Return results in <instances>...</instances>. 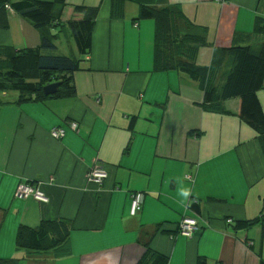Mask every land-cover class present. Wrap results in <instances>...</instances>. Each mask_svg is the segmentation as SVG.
Returning a JSON list of instances; mask_svg holds the SVG:
<instances>
[{
  "label": "crops",
  "instance_id": "1",
  "mask_svg": "<svg viewBox=\"0 0 264 264\" xmlns=\"http://www.w3.org/2000/svg\"><path fill=\"white\" fill-rule=\"evenodd\" d=\"M65 2L64 19L75 5L98 9L88 55H79L66 23L52 29L56 49L45 52L63 55L70 46L72 58L80 60L75 96L18 102L17 92H0V259L137 264L148 246L167 264H264L262 225H231L264 213V147L238 117L239 99L222 103L228 114L206 110L198 81L155 70V21L138 19L137 2L125 0L120 18L111 16L112 0ZM167 2L205 29L208 45L197 49L198 66H210L215 48L257 51L264 41L255 33L264 0ZM7 17L0 47L40 46L28 21L14 11ZM257 97L264 112V87ZM53 128H63L64 136L52 138ZM96 163L108 173L101 186L87 181ZM34 181L43 182L47 202L16 197L19 183ZM181 188L191 194L184 198ZM135 192L144 199L132 216ZM184 215L199 224L190 237L177 232ZM54 220L69 222L67 241L46 251L16 247L20 227Z\"/></svg>",
  "mask_w": 264,
  "mask_h": 264
},
{
  "label": "trees",
  "instance_id": "2",
  "mask_svg": "<svg viewBox=\"0 0 264 264\" xmlns=\"http://www.w3.org/2000/svg\"><path fill=\"white\" fill-rule=\"evenodd\" d=\"M124 1L112 0V17H122ZM131 1L139 4L138 19L155 21L154 69L180 71L198 81L206 110L228 114L222 103L239 99L238 117L257 132L264 147V112L257 97V92L264 87V41L257 51L240 45L215 48L210 66L201 67L196 65L195 58L197 49L208 45L204 28L192 24L179 6L167 0ZM66 7L65 0H0V28L7 27V14L11 10L28 21L41 39L40 46L33 49L0 47V92H17L18 102L75 96L73 73L79 69L80 60L45 52L56 49L57 35L52 29L66 23L79 55H88L98 9L75 5L71 7L70 17L64 19ZM255 33L264 36V17H257ZM220 75L221 81L217 82ZM52 82H61L58 91L45 95L43 87ZM192 208L198 211L196 204ZM263 217L264 213L253 220L230 224L236 230L259 223L264 228ZM68 225L65 220H54L34 228L20 227L15 237L16 247L32 251L52 249L67 241ZM0 264H17V260L0 259ZM137 264H167V259L154 254L147 246Z\"/></svg>",
  "mask_w": 264,
  "mask_h": 264
},
{
  "label": "built area",
  "instance_id": "3",
  "mask_svg": "<svg viewBox=\"0 0 264 264\" xmlns=\"http://www.w3.org/2000/svg\"><path fill=\"white\" fill-rule=\"evenodd\" d=\"M223 2L224 0H220ZM9 9L8 6H6ZM11 11V10H10ZM99 102V99H97ZM69 126L76 130L77 123L70 122ZM50 135L54 139H60L64 136L63 128H53L50 131ZM107 170L99 163L94 164L90 170L87 172V181L93 183L97 186H101L105 179L107 178ZM187 178H190L187 176ZM54 178L49 179V184L53 183ZM43 185L42 181H34L30 182H21L18 184L16 188V197L18 198H29L34 197L36 200L40 202H47L48 197L42 191L41 186ZM144 199V194L142 192H135L131 195V206H130V215H136L142 208V203ZM232 220L228 219L227 223H231ZM199 227L198 221L196 218L184 215L180 221L178 222L177 232L183 236L190 237L196 229Z\"/></svg>",
  "mask_w": 264,
  "mask_h": 264
},
{
  "label": "water",
  "instance_id": "4",
  "mask_svg": "<svg viewBox=\"0 0 264 264\" xmlns=\"http://www.w3.org/2000/svg\"><path fill=\"white\" fill-rule=\"evenodd\" d=\"M61 82H52L50 84H47L43 87V93L45 95H53L55 94L60 86Z\"/></svg>",
  "mask_w": 264,
  "mask_h": 264
},
{
  "label": "rangeland",
  "instance_id": "5",
  "mask_svg": "<svg viewBox=\"0 0 264 264\" xmlns=\"http://www.w3.org/2000/svg\"><path fill=\"white\" fill-rule=\"evenodd\" d=\"M152 1H154V0H152ZM67 42H68V44H72L73 46H74V42H73V40H67V39H64V44H67ZM65 48V49H64ZM62 51H63V55H65V56H68V57H72V54H71V51H70V46L69 47H63L62 49H61ZM10 94H15L16 96H17V93L16 92H12V91H8Z\"/></svg>",
  "mask_w": 264,
  "mask_h": 264
},
{
  "label": "clouds",
  "instance_id": "6",
  "mask_svg": "<svg viewBox=\"0 0 264 264\" xmlns=\"http://www.w3.org/2000/svg\"><path fill=\"white\" fill-rule=\"evenodd\" d=\"M180 194H181L184 198H187V197L191 194V191H190V189L181 188V189H180Z\"/></svg>",
  "mask_w": 264,
  "mask_h": 264
}]
</instances>
